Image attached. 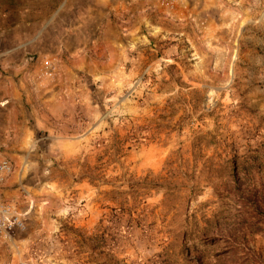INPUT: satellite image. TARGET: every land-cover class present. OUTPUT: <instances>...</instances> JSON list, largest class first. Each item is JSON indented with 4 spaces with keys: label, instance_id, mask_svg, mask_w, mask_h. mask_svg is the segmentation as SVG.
Instances as JSON below:
<instances>
[{
    "label": "rangeland",
    "instance_id": "374dc122",
    "mask_svg": "<svg viewBox=\"0 0 264 264\" xmlns=\"http://www.w3.org/2000/svg\"><path fill=\"white\" fill-rule=\"evenodd\" d=\"M0 164V264H264V0H0Z\"/></svg>",
    "mask_w": 264,
    "mask_h": 264
},
{
    "label": "built area",
    "instance_id": "2783aa9c",
    "mask_svg": "<svg viewBox=\"0 0 264 264\" xmlns=\"http://www.w3.org/2000/svg\"><path fill=\"white\" fill-rule=\"evenodd\" d=\"M7 169L6 164H0V180L2 177V174ZM22 222L18 218H10L9 217V211H7L6 208H0V233L3 232H10L13 231L16 228H21Z\"/></svg>",
    "mask_w": 264,
    "mask_h": 264
},
{
    "label": "trees",
    "instance_id": "16d2710c",
    "mask_svg": "<svg viewBox=\"0 0 264 264\" xmlns=\"http://www.w3.org/2000/svg\"><path fill=\"white\" fill-rule=\"evenodd\" d=\"M238 200H239V198H238Z\"/></svg>",
    "mask_w": 264,
    "mask_h": 264
}]
</instances>
